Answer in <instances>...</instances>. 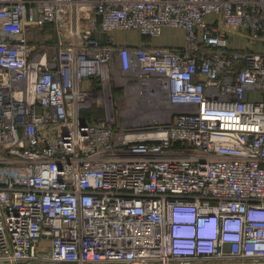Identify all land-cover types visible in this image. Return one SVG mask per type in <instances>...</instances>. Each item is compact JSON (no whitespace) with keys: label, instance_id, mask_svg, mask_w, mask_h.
Instances as JSON below:
<instances>
[{"label":"built area","instance_id":"built-area-1","mask_svg":"<svg viewBox=\"0 0 264 264\" xmlns=\"http://www.w3.org/2000/svg\"><path fill=\"white\" fill-rule=\"evenodd\" d=\"M166 27L184 46L113 36ZM237 33L264 44V0H0V264H264V52ZM117 84L159 124L86 116Z\"/></svg>","mask_w":264,"mask_h":264},{"label":"rangeland","instance_id":"rangeland-1","mask_svg":"<svg viewBox=\"0 0 264 264\" xmlns=\"http://www.w3.org/2000/svg\"><path fill=\"white\" fill-rule=\"evenodd\" d=\"M116 43L122 44L132 42L140 44L146 37L140 35L137 31H116L113 33ZM154 37L155 44L162 42L163 45H177L184 42L183 35L178 28L166 27L163 30L161 37ZM150 40V39H149ZM149 42V41H147ZM264 52V51H259ZM146 99V98H143ZM157 108L156 105L151 103L139 105L137 99L132 93L127 91L120 84L113 87L108 95V101L96 103L94 108L87 113L91 112V117L94 119H105L108 114L115 119L116 124L126 129L142 130L148 127L156 126L159 124V116L154 112Z\"/></svg>","mask_w":264,"mask_h":264},{"label":"crops","instance_id":"crops-1","mask_svg":"<svg viewBox=\"0 0 264 264\" xmlns=\"http://www.w3.org/2000/svg\"><path fill=\"white\" fill-rule=\"evenodd\" d=\"M210 21L212 23H214L216 21V16L214 15V16L210 17ZM75 25L76 24L74 22L68 21V22L62 24L61 26H59L60 28L54 24H47L45 27H42V28H33L30 31L32 36H33L32 43H36L37 45H51V44L53 45V44H56L57 38L59 36H61V37L63 36V34H60V35L58 34L59 29L62 33H64V36L66 37V39L69 40L70 39L69 32L72 29V27ZM85 25H86V20H80V22L77 23V26L80 29L85 27ZM179 30L181 31V33L183 35L184 42L181 44H177V45H170L172 47H182V46H184V44L186 42L185 31L182 29H179ZM160 37L161 36H159V38ZM153 39H154V37L146 38L140 44L147 43V41H149L153 45H156V46H168V45H163L162 42L155 44L153 42ZM156 39H158V38L156 37ZM230 39H231V41H230L231 47L234 49H245V48L251 47L255 51H264V44H262V43L249 44L248 41L246 40V38L244 36H242L241 34H238V33L232 34ZM122 44H125V43H122ZM249 97L252 100L264 101V92H262V91H257L255 93L251 92ZM45 243H48V242L45 241Z\"/></svg>","mask_w":264,"mask_h":264},{"label":"trees","instance_id":"trees-1","mask_svg":"<svg viewBox=\"0 0 264 264\" xmlns=\"http://www.w3.org/2000/svg\"><path fill=\"white\" fill-rule=\"evenodd\" d=\"M86 114V116H88V117H90L91 118V112L90 113H85Z\"/></svg>","mask_w":264,"mask_h":264},{"label":"water","instance_id":"water-1","mask_svg":"<svg viewBox=\"0 0 264 264\" xmlns=\"http://www.w3.org/2000/svg\"><path fill=\"white\" fill-rule=\"evenodd\" d=\"M102 39H103V41L105 40V35L102 36ZM214 264H217V263H214Z\"/></svg>","mask_w":264,"mask_h":264}]
</instances>
